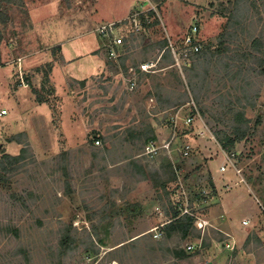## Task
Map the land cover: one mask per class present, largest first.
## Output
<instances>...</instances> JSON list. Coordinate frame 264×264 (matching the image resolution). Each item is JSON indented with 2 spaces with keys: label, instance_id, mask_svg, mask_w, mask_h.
I'll use <instances>...</instances> for the list:
<instances>
[{
  "label": "rangeland",
  "instance_id": "374dc122",
  "mask_svg": "<svg viewBox=\"0 0 264 264\" xmlns=\"http://www.w3.org/2000/svg\"><path fill=\"white\" fill-rule=\"evenodd\" d=\"M7 2L0 17V111L7 110L0 115V264H264V74L246 73L257 95L246 108L251 130L228 153L214 133L226 126L201 114L188 85L194 56L142 75L130 91L96 33L140 4L153 5L154 42L180 40L198 23L203 46L214 47L234 0ZM250 17L239 29L245 42L264 32V7ZM154 42L140 38L123 69L153 56ZM210 75L208 108L217 94L243 95L222 64ZM168 98L182 101L167 107ZM193 110L194 124L179 123L171 155H144L150 140L172 137L173 116ZM186 144L188 157L177 149ZM176 208L193 217L188 234L151 228ZM66 226L75 239L70 249L60 247Z\"/></svg>",
  "mask_w": 264,
  "mask_h": 264
},
{
  "label": "trees",
  "instance_id": "16d2710c",
  "mask_svg": "<svg viewBox=\"0 0 264 264\" xmlns=\"http://www.w3.org/2000/svg\"><path fill=\"white\" fill-rule=\"evenodd\" d=\"M7 1L0 0V17L7 9ZM7 2V3H6ZM264 7V0H234L231 13L228 16L227 22L223 31L218 36L217 44L213 47L211 45L203 46V49L194 55L191 66L187 67L189 75L187 82L193 93L196 101L200 105V112L206 116L208 113L213 114L219 122H222L226 127L217 128L215 135L226 152H232L235 145L241 140L245 139L251 130V119L246 115L247 106L255 105V97L250 95V86L252 84L249 74L253 73L257 76L264 74V32L258 35H250L245 42L242 38L239 29L244 28L247 20L251 19V9L259 10ZM154 13V12H152ZM0 19V23H1ZM159 23V19L155 17L153 24ZM1 32V30H0ZM243 33V32H242ZM167 43L164 37L156 41V46L163 48ZM126 58V57H125ZM222 64L226 70V76L233 82L240 81L243 95L239 97H232V94L225 96L224 93L215 96L216 104L214 107H207L203 102L204 92L211 87V68L214 64ZM225 76V77H226ZM242 79V80H241ZM179 81L184 82L179 76ZM258 92V91H257ZM159 96L160 104L164 103V98ZM251 96V97H250ZM237 98V99H236ZM182 100H166L167 107L175 106L181 103ZM209 109V110H208ZM215 111V112H214ZM14 161H19L20 156H8ZM138 169H142L141 164L136 165ZM180 210H176L171 214L170 220L164 224L167 233L171 234L175 231H181L184 235L193 227V217L189 215L180 216ZM71 227V226H70ZM70 227L66 226L61 229L60 247L73 248L74 237L70 236ZM137 238H134L135 240ZM93 244L92 238L90 239ZM91 244V245H92ZM185 254V252H178V256ZM168 264H180L179 261H172Z\"/></svg>",
  "mask_w": 264,
  "mask_h": 264
},
{
  "label": "built area",
  "instance_id": "2783aa9c",
  "mask_svg": "<svg viewBox=\"0 0 264 264\" xmlns=\"http://www.w3.org/2000/svg\"><path fill=\"white\" fill-rule=\"evenodd\" d=\"M155 17L159 19L156 6L152 5L151 8L145 9L140 4L124 20L103 23L97 28L96 33L102 40L101 50L109 62L119 67L120 75L130 91H134L139 87L142 75L158 73L170 67L186 65L192 56L203 49V42L199 36V25L196 23L180 40H174L165 35L167 43L163 48H158V51L153 56L141 60L138 64H131L123 69L122 60L130 54L133 46L138 43L140 38H145L150 43L154 42V28L157 25L153 24ZM167 58L172 60L170 65L165 63ZM5 114H7V110L2 109L0 115ZM181 121L184 126L192 127L195 121L194 110L184 118L179 114L173 116L174 133L172 137L169 140H165L162 144L155 139L150 140L145 146L144 155L157 156L161 152L165 155H171V152L175 150V140L178 136L177 128ZM96 143L99 144L100 139H97ZM177 149L188 157L192 147L190 144H186L182 148L177 147ZM221 168L223 170L226 168L224 162L221 164ZM194 222L200 228L206 225L200 218H196ZM155 236L160 237L162 233H156ZM193 246V244H189L188 248L192 249ZM227 246L229 247L230 244H227Z\"/></svg>",
  "mask_w": 264,
  "mask_h": 264
},
{
  "label": "crops",
  "instance_id": "0c3cea01",
  "mask_svg": "<svg viewBox=\"0 0 264 264\" xmlns=\"http://www.w3.org/2000/svg\"><path fill=\"white\" fill-rule=\"evenodd\" d=\"M168 110V109H165V111ZM222 164V163H221ZM142 165V164H141ZM168 221L167 220H162V221H159L158 223H155V224H152L151 225V228H159V227H163L165 223H167ZM215 263L218 264L217 260H215Z\"/></svg>",
  "mask_w": 264,
  "mask_h": 264
}]
</instances>
